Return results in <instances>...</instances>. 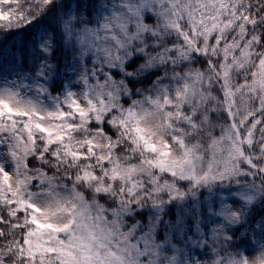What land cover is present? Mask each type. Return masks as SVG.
<instances>
[{
  "label": "snow or ice",
  "instance_id": "1",
  "mask_svg": "<svg viewBox=\"0 0 264 264\" xmlns=\"http://www.w3.org/2000/svg\"><path fill=\"white\" fill-rule=\"evenodd\" d=\"M0 264H264V0H0Z\"/></svg>",
  "mask_w": 264,
  "mask_h": 264
}]
</instances>
